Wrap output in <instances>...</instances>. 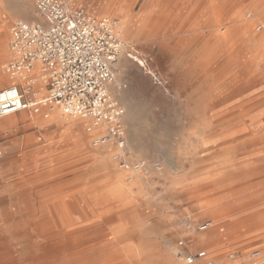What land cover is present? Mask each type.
Instances as JSON below:
<instances>
[{
	"label": "rangeland",
	"instance_id": "rangeland-1",
	"mask_svg": "<svg viewBox=\"0 0 264 264\" xmlns=\"http://www.w3.org/2000/svg\"><path fill=\"white\" fill-rule=\"evenodd\" d=\"M148 1L137 0L133 11L139 12ZM231 1L184 0L182 19L177 17L176 22L184 20L187 29L181 36L168 37L171 40L168 47H160L156 36L132 37L135 51L127 46L114 65L119 89L116 92L109 87L111 96L125 108L122 123L126 141L122 158L115 159L116 152L107 148L98 149L92 143L87 144L79 128L58 122L47 131L38 126L43 125L40 121L14 133H0V151L3 152L0 157V247H13L16 257L13 264H42L49 256L58 257L57 264H104L113 256L122 259L123 264H128L131 256L137 259L135 264H171L174 257L183 262L187 254L200 250L211 249L210 256L217 260L221 257L226 260L230 253L247 258L253 251L264 252L260 249L264 248V242L246 247L233 240L192 241L197 233L204 232L199 231L198 226L213 219L207 210L199 212L210 208L212 201L204 202L199 193L196 194L199 196H192L172 185L181 182L193 190L207 189L215 182L230 187L244 185L249 187L244 196L260 195L258 202L264 203V62L259 55L251 58L261 47L250 38L243 39L244 42L240 40L236 50H228L222 31L218 30L232 27L231 20L223 21L216 31L213 28V23L226 17V12L231 10ZM106 2L75 0L92 16L96 14V18L120 20L115 6L106 5ZM24 6L32 8L34 14L26 17ZM245 8L244 13L250 5ZM145 9L158 12L161 8L148 5ZM35 11V0H0V29L6 22L9 26L6 52L0 55V88L17 81L26 89V79L6 75L3 65L11 58L9 43L13 24L18 19L41 21ZM195 13L197 21L190 17ZM214 31L220 36L215 37ZM238 37L233 35V40L237 41ZM35 79L26 96L32 98L35 91L38 99L45 98L46 86L41 89V85L37 86L39 78ZM26 113L32 115L33 112ZM18 115L22 119L23 114ZM83 119L86 120H74ZM231 130L240 131L239 136L225 140L223 136ZM73 133L79 135V141L74 145L66 142L65 147L74 146L75 154L54 161L44 157L47 149L40 148L42 145L67 140ZM115 144L118 145L117 141ZM93 148L96 151H92ZM49 160L52 163L47 164ZM142 160L147 162L149 172L138 171L132 180L135 172L132 168L125 169L123 179L128 178L130 194L121 191L115 195L120 163L133 165ZM154 164L163 169L154 168ZM162 171L165 174L158 175ZM214 192L218 196L227 191ZM241 193L216 204L236 203ZM143 194L149 197L144 198ZM126 198L133 202L124 206L122 202ZM196 203L200 204L197 211L193 210ZM55 211L66 218L67 223L76 224V228L86 227L87 230L88 226L104 225L107 242L101 232L84 235L76 243H63L49 252L41 250V244L47 242L56 232V226L61 224L57 222ZM186 217L193 222L191 232L194 234H188L181 222ZM229 221L226 224H230ZM135 224L138 227L129 242L110 244L114 225L129 227ZM172 248H178L179 254L174 256ZM148 252L150 255L146 258Z\"/></svg>",
	"mask_w": 264,
	"mask_h": 264
},
{
	"label": "built area",
	"instance_id": "built-area-1",
	"mask_svg": "<svg viewBox=\"0 0 264 264\" xmlns=\"http://www.w3.org/2000/svg\"><path fill=\"white\" fill-rule=\"evenodd\" d=\"M35 6L43 21H15L9 43L11 58L3 65V72L10 76L29 75L38 65L39 75L26 78V89L20 84L0 88V118L20 110L39 113L45 106L56 105L70 116L106 125L107 133L102 139L113 137L123 146L125 110L109 92L115 80L114 65L125 47L116 33L117 20L96 18L70 0H35ZM35 78L45 81V98L38 99L35 91L32 98L26 96ZM211 226L212 222L206 220L198 229L205 231ZM184 261L264 264V254L256 250L251 257L240 259L230 253L226 260H216L200 250L187 254Z\"/></svg>",
	"mask_w": 264,
	"mask_h": 264
},
{
	"label": "bare ground",
	"instance_id": "bare-ground-1",
	"mask_svg": "<svg viewBox=\"0 0 264 264\" xmlns=\"http://www.w3.org/2000/svg\"><path fill=\"white\" fill-rule=\"evenodd\" d=\"M70 1L72 3H75V0H70ZM136 1L133 2L132 0H107V2H106V5L108 4V5L115 6L114 8H116L115 9L116 12L119 15H121V19L120 20L117 19V18H115L117 20L116 33L120 37V39L122 40V42L124 43V46H125L124 49H127V46H128L132 50H134V48L132 46V42H133L132 41L133 40L132 37H134V38L135 37L136 38H142V35L145 36L147 39H148V37L156 36V39L159 40L158 42H160L159 43L160 47H162V46L168 47V45L171 43V40L168 39V37H171L173 35H180V34H182V33H184L186 31L187 28L185 29V27H187V25H184V23H185L184 20L182 21L183 23L180 20H179L180 22L179 21L176 22L177 17H180V15L183 12V8H185L183 6L184 5V0H154V1L153 0H149L147 3H145L144 8L142 10H140L139 12H134L133 11V7L136 4ZM232 1H231L232 2V8H231V10L228 11V12H226V14H225L226 17L224 16L225 18L222 16L221 19H218L221 23H218L219 22L218 20L215 23H213V28H215V31H216L219 28V25L222 24L223 21H229V20H231V23H233V26L232 27L230 26V27H227L225 29H222L221 28L220 30H218L219 32L222 31V34H221L222 39H224V41L227 42L228 47L230 48L228 50H232V49H235V48L237 49L238 46H239L240 40L243 41V39L247 40L249 38L252 39V40H254L255 43L258 45V47L260 46L261 48H263V46H264V0H232ZM248 4L250 5V8H248V10L244 13L243 10L246 7V5H248ZM148 5L149 6L150 5L151 6L157 5L161 9L158 12H153L151 10L149 11L148 9L147 10L145 9V7L147 8ZM140 8H142V7H140ZM23 12H24V15H26V17H30L31 15L34 14V11L32 10V8H30V7L25 8V6H24V9H23ZM214 12H215V10H214ZM35 14L38 17V19H40L41 21H43V18L40 16V14L37 11H35ZM190 17L191 18L193 17L194 18V21H197V19H196L197 18V13H195L193 15H190ZM180 19H182V17H180ZM256 21H258V23ZM205 25H206V23H205ZM191 26L194 27L193 24ZM8 28H9V26H8V23L6 22L4 24V27L0 29V55H1V57L4 55V52H6L5 43H6V38H7L6 35H7V29ZM215 31H214V36L215 37H217L218 35L220 36V33L217 34V32H215ZM233 35L239 36L237 38V41H234L233 40ZM184 38L185 37H183V39ZM189 41H192V38ZM261 48L258 51V53H257V51H255V53H253V55H251V58H255L256 55H259L260 57H262V59L261 58L260 59L263 60V62H264V54H263L264 49L261 50ZM131 56H132V54H131ZM243 57H247V56L243 55ZM215 58H217V56ZM218 61L219 60H217V62ZM117 63L118 62H116V64ZM211 70H213V69H211ZM39 71H40V68H39L38 65H36L35 68L31 71V73L29 75L23 74V75L12 76V77L18 78V79H21V80L24 81L30 75L36 77L37 75H39ZM212 75H213V73H212ZM4 80H6V79H4ZM252 81H254V80H252ZM11 84H17V83H11ZM39 84H43L44 86L46 85L45 84V81L40 80V79L38 81L37 86ZM119 86H120L119 80L115 77V80L113 81V83L109 87L110 88L112 87V89H114V91H116V90L119 89ZM117 95L118 96L120 95L119 97H122V95L119 94V93ZM223 95H225V94H223ZM221 98L219 97V99H221ZM52 106H56V105H52ZM251 107H253V106H251ZM253 109H252V111H254ZM220 111H221V109H220ZM215 116H217V115H215ZM71 117L73 119L70 118V117H68L71 120V122L72 121L75 122L74 118H81V117H74V116H71ZM124 118L125 117H123V120H124ZM242 118H243V116H242ZM2 121H4L5 124H14L15 123V121H13L12 115H8V116H5L4 119H0V122H2ZM81 122L86 126L87 130L89 128L91 129L90 131L88 130L89 131V135L85 138L87 140V144L90 145V143H92L98 149L99 148H107L110 152H113V153L116 152V154L114 155L115 159H116V157L117 158H120V157L122 158V156H124L123 155V151H124L123 147H125L124 145L123 146H120L118 144L116 146V144H115V141L116 140L113 137L106 138V139H102L103 138L102 136L106 134L105 133V125H103V124L95 125V124H93V121H92L91 118H86V120L83 119V121H81ZM76 125H78V124H76ZM239 134H240V131H232V130L231 131H226V133L223 136V138L225 140H227V139L233 140V139H236L239 136ZM124 137H125V135H124ZM124 139H125L124 140V142H125L126 141V138H124ZM0 149H1V147H0ZM92 151H96V149L93 148ZM2 155H3V152L1 150L0 151V157ZM148 167L149 166H148V164H147V162L145 160H142L140 162H137V163H135L133 165H130L127 162L120 163L119 170H118L119 171L118 172L119 176L117 178L119 181H118L117 187L114 190V194L117 195L121 191H126V193L128 192V194H130V192H129L130 191V185H127V183H126V182H128L127 181L128 178L127 179H123L125 177V175H126V173H124L125 169H129V170L131 168L133 169V171L135 172V173H133V175H131L132 176L131 179L133 180L137 176L136 175V172H138V171H147V172H149V168ZM155 167L158 170H162L163 169V168H161L162 166L161 167H157V165L154 164V168ZM148 174H147V176H148ZM164 174H165V172H163V171L158 173V175H160V176L161 175H164ZM216 183L217 182L213 183V185H211V187H209L207 189H202V190L201 189H196V190L194 189L193 190L190 187H188L187 184L181 183V182H175L174 184H172L173 186H178L182 190H185L186 192L191 193L192 196H199L200 195L203 198L204 202L205 201H212V205L210 206V208L204 209V210H199L200 209V207H199L200 204H197L196 203L197 204L196 205L197 207L194 208L193 210H195V211L199 210V212H205V210H207L206 213L212 214L213 215V219L210 218V221L212 222V226L209 229L205 230L204 232H200V233H197L196 232L197 233L196 234L197 237H195L196 239L194 238L192 241H195V242L210 241V242H214V243L215 242L216 243H218V242L220 243L223 240H225V241L226 240H228V241L229 240H233L234 242H237L240 245H243V246H246V247L247 246L254 245L256 243H263L264 242V203H259L258 202L260 195L253 196L251 198H247V199L243 200L242 202H238V203H235V204L219 205V204H216V203H218L219 201L221 202V201L225 200L226 198L230 197V195L238 194L242 190H241V186H239V187H232L231 186L230 187L228 185L225 186L224 184L219 185V183L218 184H216ZM216 190L227 191V192L224 193V194L215 196L216 194H215L214 191H216ZM197 193H199V195H196ZM143 196H144V198H148L149 197L148 194H143ZM59 202L61 203V201H59ZM132 202H133L132 199L126 198V199L123 200L122 203L125 206V205H129ZM207 204H209V203L207 202ZM241 204H243L244 207H241ZM242 208H244V209H242ZM55 213H57L56 214L57 215V218H56L57 219V222L59 221V223H61V224H58L56 226V232L54 233V235L53 236H50L51 238L47 242L41 244V246H40V249L41 250H44L46 252H49V250L55 249L59 245H61L63 243L71 242V241L74 242V243H76V242H79L80 239H81V237L84 236V235L85 236L86 235H91L93 233L96 234V235L97 234L99 235V233H101V232L103 234V238L105 239L104 241L107 242V240H106V234H105L106 231L104 230V228H105L104 225H100V226L97 225L96 228L95 227L88 226L87 227L88 228L87 230L85 229L86 227L85 228H82V227L81 228L80 227L76 228L77 227L76 224L74 225V224H72L70 222L67 223L66 218H64L63 216H60L57 211H55ZM189 216H191V215H189ZM102 219H103V217H102ZM191 219H193V217ZM227 221H229L231 223L230 224L228 223L229 224L228 225V224H226ZM98 222H99V220H98ZM181 222L184 224V227H186L188 234L191 235L193 233V232H191V229H193V225H192L193 222L192 223L190 222L189 217L182 218ZM99 223H101V222H99ZM67 224H68V226H67ZM137 227L138 226L136 224L135 225H132V226H129V227H125V226H122V225H118V226H115L114 225L112 227V232L111 233H112L113 236H112V239H111V243L110 244H115V243H118L119 241H121V242H129L132 239L133 233H134V231L136 230ZM13 232H15V231H13ZM139 245H141V243ZM12 248H10L8 246H5V245H2V247H0V262H3V264H5V263L6 264H13L12 262H13V260L16 257H15V255L13 253ZM146 248H147V246H146ZM260 249H263L264 250V248H260ZM172 250L174 252V256L177 255V254H179V252H180V250L178 248H172ZM209 251H211V249L206 250L207 256L209 258H213V257L210 256ZM257 251H260L262 254H264V252L261 251V250H257ZM131 252H132V250H131ZM139 252H141V251H139ZM253 252L250 254V257L252 256ZM103 253H104V251H103ZM149 255H150V253L149 254H146V258L149 257ZM17 257H18V255H17ZM113 257L114 258L112 260H109V261L105 262L104 264H123L122 259H120L118 256H113ZM90 258H93V257H90ZM219 258H220V256H219ZM247 258H249V257H247ZM222 259L223 258L221 257V259H219V260H222ZM58 262H59V258L58 257H51L50 258V256H49V257H47V258L45 257V259H43L42 264H57ZM65 262L68 263V260H66ZM128 262H129L128 264H135L137 262V259L135 260L133 258V256H131L129 258V261ZM171 264H185V261L183 259V262H182L180 260H177L174 257L173 260L171 261Z\"/></svg>",
	"mask_w": 264,
	"mask_h": 264
},
{
	"label": "crops",
	"instance_id": "crops-1",
	"mask_svg": "<svg viewBox=\"0 0 264 264\" xmlns=\"http://www.w3.org/2000/svg\"><path fill=\"white\" fill-rule=\"evenodd\" d=\"M12 83H17V81L12 82ZM39 85H41V87H42V88L40 87L41 89L45 88V86L43 84H39ZM39 85H38V87H39ZM20 86H22V85L20 84ZM43 109H42V112L44 111L45 113L42 115H39V113H35V112H33L32 115H29L26 113V112H32L31 110H20L15 114H11L13 117V121H15L16 123H14V124H0V128H1L0 133L1 134L14 133V132H17L21 128H26L29 125H33L34 122L36 124V123L42 121L43 125H38V126L40 128L42 127L44 131H47L49 126L54 125L56 122H58V123L70 125V127L79 128V130H81V133L84 135V138H86L89 135V131L87 130L86 126L81 121L75 120V122L74 121L71 122V120L68 118L69 115L67 113L63 112V110H61L59 107H57V106H45ZM49 110H51V111L48 112ZM18 114H23V115H21L22 119L20 118V116ZM43 115L46 116L45 120L42 119ZM69 117H71V116H69ZM74 119H77V118H74ZM76 124H78V125H76ZM84 128H85V130H84ZM67 138H69V139H67V140L61 139V140L54 141V143L42 145L40 148L47 149L46 153L44 154V157H46V158L51 157L52 160L54 161L57 158H63L64 159L66 156L69 157V156H72L73 154H75L76 151L73 148L74 146H70V147L66 148L65 143L68 142L70 145L71 144L74 145V142L76 143L79 141V139H80L79 135H77L76 133H73V134L69 135ZM55 149H56V151H55ZM52 160H49L50 162L47 161V164L52 163ZM43 165H46V164L44 163ZM246 188H249V187L244 186V185L241 186V190H242L241 192L242 193L240 192L241 194L237 197V198H239L238 202H242L243 200L252 197V196H249V197L244 196ZM12 189H14V188H12ZM238 202H236V203H238ZM233 204H235V203H233ZM241 207H244V205L241 204ZM242 209H244V208H242ZM239 258L240 259H246L242 256L241 257L239 256Z\"/></svg>",
	"mask_w": 264,
	"mask_h": 264
}]
</instances>
